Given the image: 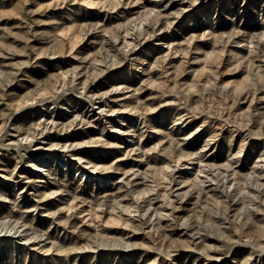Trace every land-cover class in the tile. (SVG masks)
<instances>
[{
  "label": "rangeland",
  "instance_id": "rangeland-1",
  "mask_svg": "<svg viewBox=\"0 0 264 264\" xmlns=\"http://www.w3.org/2000/svg\"><path fill=\"white\" fill-rule=\"evenodd\" d=\"M0 264H264V0H0Z\"/></svg>",
  "mask_w": 264,
  "mask_h": 264
}]
</instances>
